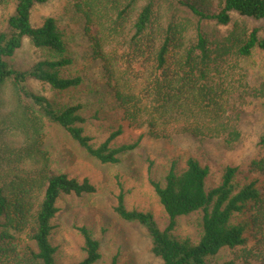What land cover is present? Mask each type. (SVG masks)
Segmentation results:
<instances>
[{
	"label": "trees",
	"instance_id": "16d2710c",
	"mask_svg": "<svg viewBox=\"0 0 264 264\" xmlns=\"http://www.w3.org/2000/svg\"><path fill=\"white\" fill-rule=\"evenodd\" d=\"M47 1L16 0L6 27L0 29V113L6 89L14 104H29L16 116V127L5 132L11 164L0 173V264H63L53 243L59 199L97 192L89 178L80 180L22 156L39 118L60 125L103 164L119 163L125 152L139 147L143 136L131 143L115 142L126 122L148 128L157 139L189 134L232 144L241 138L246 91L238 85L242 80L232 83L229 71L238 67V58L264 49V0H75L83 16L78 26L93 50L85 51L79 64L68 33L55 17H46L39 26L33 23L35 7ZM7 2L0 0V6ZM234 16L261 25L249 29L246 22H234ZM208 22L234 27L219 40L206 30ZM27 38L47 55L28 68L18 67L11 60ZM228 56L234 59L222 72L221 60ZM88 80H95L94 86L81 97L79 90ZM33 82L50 92L35 90ZM110 118H118L119 126L97 143L92 120H99L101 128ZM21 135L23 143L14 154L12 147ZM259 147L261 153L248 170L228 165L215 185L208 183L209 164L194 156L182 167L173 161L163 181L151 178L170 218L164 228L152 212L128 208L124 192L114 211L146 227L152 252L163 264H264V133ZM26 161L30 164L24 166L21 162ZM193 214L199 216L197 241L177 233V220ZM78 229L85 255L69 264H97L100 241L86 225ZM235 249L242 251L222 255Z\"/></svg>",
	"mask_w": 264,
	"mask_h": 264
},
{
	"label": "rangeland",
	"instance_id": "374dc122",
	"mask_svg": "<svg viewBox=\"0 0 264 264\" xmlns=\"http://www.w3.org/2000/svg\"><path fill=\"white\" fill-rule=\"evenodd\" d=\"M74 4L75 0H48L35 7L32 20L39 26L46 17H55L68 33L71 48L78 57L77 62L83 64L84 52L88 51L91 54L93 50L89 37L81 30L83 27H79L81 23L83 24V16L77 13ZM15 5L16 0H8L0 6V29L6 27ZM184 14L196 21V18ZM236 21L246 22L249 29L261 25V22L234 16V22ZM233 27V24L230 27H220L212 22L206 24L210 36L219 37L217 38L219 40L226 37ZM261 35L264 37L263 32ZM46 55V51L36 48L27 38L11 61L18 67L28 68ZM233 59L228 56L221 60L222 72L227 71ZM236 63L238 67L229 71L231 80L232 83L242 80L238 85H242L246 93L241 103L244 110L240 123L241 138L232 144L223 139H206L189 134L157 139L149 135L148 128H132L126 122L124 133L118 136L115 142L131 143L143 136L139 147L125 152L119 163L103 164L90 156L60 125L45 118L38 119L35 127H31L35 129L34 133L32 129L34 138L27 140L28 150H25L22 156L27 161L30 158L39 159L30 163L38 165L37 163L46 162L57 171L66 172L80 180L89 178L97 186L95 193L80 197L65 195L59 199L61 210L54 220L53 243L58 249L57 255L61 263L69 264L84 258V239L78 228L86 225L93 230L101 243L102 258L97 264H112L115 260L117 264H163L152 252V239L146 227L123 220L114 211L120 193H125L128 208L152 212L159 225L164 228L170 218L160 203L150 179L163 181L173 161L182 167L186 164L187 158L194 156L209 164L211 170L209 185H215L220 181L228 165L239 166L242 170L250 168L252 160L258 158L261 153L259 140L264 133V49L257 48L251 57L238 58ZM94 64L97 68L99 64L97 59L94 60ZM94 83L95 80L86 81L79 90L81 97L89 93L90 85L94 86ZM33 87L37 91L50 92L49 87L42 83L33 82ZM5 97L7 99L4 111L0 113V120H5V124L0 123V173H4L11 164L10 153L7 152L9 141L5 132L16 127L14 123L16 116H21L24 107L29 106L27 101H22L19 105L14 104L9 89L5 90ZM28 113L34 117L38 116V113L32 110H28ZM119 121L118 118H110L105 120V125L100 128L99 120L93 119L91 132L96 137V142L108 138L111 134L110 129L118 127ZM3 138L6 139L5 143ZM23 140V136H19V143L12 147L11 152L18 154ZM18 159L19 157L12 159L15 165ZM27 161L21 163L25 164L24 166L29 165ZM177 221V233L180 236L189 237L194 241L199 239L198 215L180 217ZM24 238L25 236L19 239L21 246L25 243ZM241 251L225 250L222 255L226 257L233 255V252Z\"/></svg>",
	"mask_w": 264,
	"mask_h": 264
}]
</instances>
